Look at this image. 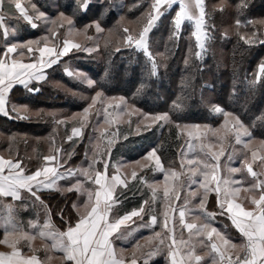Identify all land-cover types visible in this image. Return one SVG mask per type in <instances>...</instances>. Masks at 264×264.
Masks as SVG:
<instances>
[{"label":"snow or ice","instance_id":"snow-or-ice-1","mask_svg":"<svg viewBox=\"0 0 264 264\" xmlns=\"http://www.w3.org/2000/svg\"><path fill=\"white\" fill-rule=\"evenodd\" d=\"M7 2L19 13L17 19H22L32 28L38 27L36 21L43 20L48 25L47 32L50 33L40 39H30L23 43H7L5 50L0 54V115L9 119L25 120L33 116L44 118L43 110L30 112L27 106L10 105L8 94L16 84H22L30 92H39V88H29V84L32 81L45 80L44 69L58 63L61 57L67 56L73 49L86 51L89 54L99 52V44L82 46L75 39L83 36L86 40H92L89 29L94 28L99 34L107 33L103 37L105 50L114 49L119 52L121 47H128L142 52L147 60L146 71L149 76L158 75L159 68L156 57L151 51L149 33L155 27L156 21L174 4H178L179 7L172 18L173 31L170 39L179 40L185 21H188L193 28L191 36L195 39L197 49L192 53L190 48L189 52L198 60H203V54L208 51L210 42L215 39L213 35L215 24L211 22V13L206 11L205 0H151L149 10L139 27L127 26L124 23L125 17L120 16L116 27L111 29L102 27L99 20L85 24L83 28H76L73 16L77 11H86L91 0H78V9L74 10L73 16L60 12L56 19L48 18L34 4L22 5L20 0H7ZM4 3L5 0H0V30L7 40L9 28L4 24ZM225 6V0H221L213 11L223 12ZM247 6V0H241L237 5L239 15L233 25L234 34L238 41H243L248 47L257 43L264 44V32H259V29L254 32L242 31L247 29L248 25L264 26V20L239 18L243 15L242 10ZM61 29L65 31L61 33ZM12 35H15V29ZM221 36L228 38V29H224ZM61 37L62 44L58 45L54 42ZM26 52H38L39 57L35 62L25 63L23 58ZM185 64H189L187 58ZM76 76L83 78V82L90 87H95L98 83L84 73L78 72ZM262 76H264V63L259 65V71L251 83L253 85L259 83ZM86 99L89 102L83 111L70 117L60 119L54 112L47 113L57 125H64L66 121L75 122L71 128V135L66 137L67 141L82 135V129L87 126L94 108L98 113L101 111L104 113V124L109 126L113 121L109 119L112 114L108 109L114 111L118 109V115L132 114L127 111L132 106L124 96H107L103 90H98L95 95ZM211 110L223 116V124L220 127L212 128L206 124L183 126L176 124V128L180 130L177 134L178 138L186 135L188 149L191 151L198 148L201 153L199 157L189 158L186 152H182L179 169L165 168L156 148L151 149L142 158L144 161L154 162V170L163 173V180L149 183L140 177L139 182L147 185L151 196L149 199H144L139 207L123 214H120L118 206L123 203L119 197L124 193L118 192L117 189L128 188L129 180H136L138 172L133 169L121 177V168L126 166L108 163L115 140L107 139V144L101 151L100 139L105 138L103 132L94 146L95 150L92 152L88 166L66 168L64 172L59 171V167H63V164L58 161V155L63 151V147L55 146L54 141L50 147V154L44 155L43 163L31 172L22 166V159L13 156L10 147L7 158L0 155V197H11L12 201H19L20 204L18 206L12 203L3 204L7 214L0 215V229L3 230L0 245H3L7 251H0V264H47L52 256L46 255L45 260L41 261L36 255L41 249L32 247V242L37 239L42 241L46 253L52 251L62 253V256L58 257L62 264H138L140 259L143 260V264H149L150 260L164 252L165 248L168 264H208L209 260L210 264H264V179H254L250 184H246L244 177L235 178L236 174L244 170L253 178L264 175V171L258 174L253 167L259 159V167L264 169V141L260 142L259 149H254L251 146L254 139L251 128L254 124H246L238 114L225 111L219 105H212ZM133 111L139 112V109L133 107ZM141 115L143 120L139 123L173 122L166 112L141 113ZM257 119L264 120V114ZM150 126V124L146 125V127ZM110 135L115 137V133ZM9 140L15 142L16 134L9 137ZM234 145L241 147L237 149ZM217 146L219 150L214 151ZM226 149H231L228 160L239 156L242 167L221 165L220 160L225 155ZM52 162L57 163L52 164ZM98 163L103 167H95ZM134 163L140 171L148 167L141 161ZM110 167L115 169L111 174ZM61 180L67 183L61 185L59 184ZM193 185H196L194 189ZM185 190L186 194L182 198L181 193ZM44 191L59 192L61 195L75 192L78 197L86 198L72 201L71 207L75 211L73 217L70 213L66 215L63 208H58L54 213L41 197ZM212 192L216 194L219 212L207 209L208 197ZM241 193L245 194L243 200L247 201V204L237 202ZM197 198V203L193 204L192 201ZM158 200L162 204V210L159 212L155 209ZM27 201H30L33 207L38 206L43 209V222L39 213L35 219L27 221L26 227L18 218V210L27 211ZM177 202H181L179 206ZM54 214L60 217L63 230L53 223ZM225 214L243 237L242 243H233L227 232L213 226L215 217ZM144 215L149 216V221L142 226H155L159 223L161 231L147 237V243L144 245L134 243L131 255L126 257V250L117 248L116 241L127 240L136 230H129V222L136 223L133 218L139 217L142 220ZM177 228L180 229L179 236H177ZM185 231L188 233L187 237L184 236ZM166 241L170 243L166 244ZM24 244L27 245L31 255L22 253ZM198 248L204 250L202 254L197 251Z\"/></svg>","mask_w":264,"mask_h":264},{"label":"trees","instance_id":"trees-1","mask_svg":"<svg viewBox=\"0 0 264 264\" xmlns=\"http://www.w3.org/2000/svg\"><path fill=\"white\" fill-rule=\"evenodd\" d=\"M112 2L113 0H92L86 11H77L73 16L78 4L74 0H62L60 12L73 16L78 29L94 20H99L102 27L111 29L116 27L120 16H124L125 21L129 22L144 18L151 0H124L120 9ZM225 2V9L220 12L213 9L221 0H205L206 11L211 13V22L215 24V39L203 54V60L196 59L189 52L190 48L192 53L197 51L195 39L191 36L193 28L189 22L184 24L179 40L170 39L173 31L172 18L177 11L173 7L156 21L149 33L151 51L159 65L158 75L149 76L146 57L134 48L121 47L119 52L114 49L105 50L103 37L107 33H103L99 39V52L88 54L72 51L48 70L43 83L30 87L39 88V92L31 93L26 88L14 87L10 100L26 104L30 111L43 110L44 118L33 116L31 119L20 120L0 116V153L8 157L11 147L13 156L22 159V166L31 172L43 163L44 155L50 154L54 141L55 146L63 147L62 163L66 168L78 167L90 151L89 137L85 135L81 140L67 141L72 124L57 125L47 112H54L59 117L58 112L67 115L83 111L89 102L86 98L97 90H103L109 96H124L129 103L148 114L166 112L173 121L164 126L160 122L151 128L143 127L139 133L134 124L119 126L118 141L111 148L110 163L120 158L134 161L154 146L157 147L164 166L172 167L177 163L184 145L182 135L178 138L179 129L176 124L216 125L223 116L216 115L211 110L212 105H219L225 111L238 114L248 125L254 124L251 128L253 137L264 141V120L257 119L264 114V76L259 83H251L259 71V65L264 63V44L257 43L248 47L243 41H238L233 25L239 15L237 5L241 0ZM247 4V8L242 10L243 15L239 16L241 20H264V0H247ZM48 9L51 8L48 6ZM9 13L13 15L14 11ZM55 14L53 12L51 15ZM20 29L23 30L22 40L38 39L44 34H50L45 33L47 28L39 27L34 31L27 27ZM224 29H228V38L221 36ZM258 29L259 32H264V26L259 24L256 27L248 25L242 31L254 32ZM93 31L94 28L89 29V35L93 36ZM62 41L61 38L58 43ZM3 50L0 32V54ZM186 58L189 60L188 65L185 64ZM67 69L71 72H83L98 83L95 87L88 88L76 81L74 76L67 74ZM86 130H91L90 124ZM13 134L17 136L15 142L9 140ZM140 176L119 197L123 202L118 207L120 214L139 207L144 199L149 198L148 191L139 182ZM42 198L54 213L58 208H63L66 215L70 213L75 217L71 204L78 199L77 193L61 195L59 192H46L42 194ZM52 218L55 225L63 230L60 217L54 214ZM149 264L160 263L154 261Z\"/></svg>","mask_w":264,"mask_h":264},{"label":"crops","instance_id":"crops-1","mask_svg":"<svg viewBox=\"0 0 264 264\" xmlns=\"http://www.w3.org/2000/svg\"><path fill=\"white\" fill-rule=\"evenodd\" d=\"M91 2H92V0H91ZM90 2V3H91ZM20 3L22 4V5H29V4H34V5H36V7H41L40 9H42V10H40L39 8H37V9H39V11H42V12H44L45 13V11H44V8H46V9H48V6L50 7V5H51V0H20ZM51 8V7H50ZM14 11V14L12 15L11 13H9L10 11ZM29 11H31L30 9H29ZM3 12H4V16H5V18H4V24L5 25H7L8 26V28H9V37H8V39L7 40H5L4 39V37H3V32H2V30H0V32H1V36H2V42H6V44H7V42L8 43H23V42H25V41H27V40H30V39H24V40H22V39H18V37L21 35V33L23 32V30L21 31V29H20V27H27L29 30H31V31H34V30H37L39 27H40V24H42V22H38V21H36V23L38 24V27L37 28H32L31 27V25H29L27 22H25V21H23L22 19H17L16 17H18L19 16V13L17 12V10L14 8V6H9V4H8V2H7V0H5V3H4V7H3ZM52 17V16H51ZM11 18H14L16 21H14V20H11ZM22 22V23H21ZM17 28V29H16ZM13 29H15V35H12V31H13ZM16 33H17V35H18V37H16L17 35H16ZM16 38V41H8V40H10L9 38ZM18 39V40H17ZM36 39V38H35ZM60 44H62V42L60 43ZM4 50H5V46H4ZM3 50V51H4ZM74 50V49H73ZM72 50V51H73ZM72 51H70L69 52V54L72 52ZM68 54V55H69ZM39 57V53L38 52H33V53H27L26 52V54H25V56H24V58H23V62H25V63H31V62H35L36 61V59ZM64 57H66V56H64ZM64 57H61L60 58V60L62 59V58H64ZM59 60V61H60ZM57 64V63H56ZM55 65V64H54ZM54 65H52V67L54 66ZM52 67H50V68H52ZM50 68H45L44 69V72H45V75H46V78H47V73H48V70L50 69ZM65 72L67 73V74H69V73H71V75L73 76V73L69 70V69H67V70H65ZM70 75V74H69ZM46 80V79H45ZM44 82V80L43 81H39V82H37V81H32L30 84H29V88L33 85V84H41V83H43ZM16 86H19V87H22V88H25L22 84H16L14 87H16ZM13 87V88H14ZM28 90V89H27ZM12 91V90H11ZM30 92V91H29ZM31 93H34V92H31ZM36 93V92H35ZM10 94H11V92L8 94V96H9V101H10V105L11 104H15V105H17V106H27L26 104H24V103H19V102H12L11 100H10ZM0 116H3V115H0ZM4 117V116H3ZM85 129V130H84ZM84 129H82V135L79 137V138H81L83 135L85 136V135H87V137H90L91 136V130L90 131H88V130H86V128H84ZM75 139H79V138H77V137H74ZM73 138V139H74ZM0 155H3L2 153H0ZM4 156V155H3ZM6 157V156H5ZM7 158V157H6ZM250 158V157H249ZM58 161L60 162V163H62V153H60L59 155H58ZM57 162H52V164H56ZM108 163H110L109 162V158H108ZM162 163V162H161ZM63 164V167H59V171L60 172H64V170L66 169V165L64 164V163H62ZM163 164V163H162ZM259 164H260V161H259V159H257V161H256V163L255 164H253V167H254V170L255 171H257V173L259 174V173H261L262 171H264V169H261L260 167H259ZM121 165V164H120ZM164 165V164H163ZM239 165V164H238ZM238 165H230V163H228V166H230V167H242V165L240 164L239 166ZM79 167V166H78ZM78 167H76V168H78ZM71 168H73V167H71ZM76 168H73V169H76ZM110 170V169H109ZM115 171V169L113 168V172ZM112 172V173H113ZM110 173V172H109ZM111 174V173H110ZM140 174V173H139ZM138 174V175H139ZM120 175H121V177H123L124 176V173H123V170H122V168H121V171H120ZM143 176V175H142ZM241 177H244V179H245V183L246 184H250L251 182H253L254 181V179H264V175H258V177H256V178H253V177H251V176H248L247 175V173H246V170H244V171H242V173H239V174H236V176H235V178H241ZM81 179H83V178H81ZM145 181H147V182H149V183H151V182H155V181H162L163 180V174H162V176L161 177H158V178H154V177H147V178H145L144 179ZM135 180H129V184H128V187H129V185L131 184V183H133ZM67 182L66 181H63V180H61V181H59V184H61V185H65ZM86 187L88 186V185H85ZM142 186H143V188L144 189H146V191H148V193H149V198H150V196H151V193H150V190H149V188L147 187V185L145 184V183H142ZM193 187V189L195 188V185H193L192 186ZM125 190H128V188H126V189H123V188H118L117 189V191L118 192H120V191H125ZM46 192H48V191H44V192H42L41 193V197H42V194L43 193H46ZM162 194V193H161ZM186 194V190H185V192H182L181 193V197L183 198V196ZM244 197V196H243ZM243 197H241L240 196V199H238L237 200V202H241V203H244V204H247V201H244L243 200ZM86 197H82V196H80V197H78V199L79 200H83V199H85ZM148 198V199H149ZM43 199V198H42ZM197 201H198V198L196 199V200H193L192 201V203L193 204H195V203H197ZM182 202V201H181ZM181 202H177V206H179V204L181 203ZM5 203H12V204H14V205H16V206H18L19 204H20V202L19 201H12L11 200V197H8V198H2V197H0V215H6L7 214V209H5V208H3V204H5ZM27 203V205H28V207H27V211H24V210H18V218L21 220V221H23L24 222V224H25V227H26V225H27V221L29 220V219H35L36 217H37V213H39V215H40V217H41V222H43V209H41V208H39L38 206L37 207H33L32 206V204H31V202L30 201H27L26 202ZM48 205V204H47ZM120 206V205H119ZM118 206V207H119ZM49 207V206H48ZM155 209L157 210V212H159V211H161L162 210V204H161V202L158 200L157 202H156V204H155ZM207 209L209 210V211H215V212H219L220 211V209L217 207V205H216V194L214 193V192H212V193H210L209 194V197H208V201H207ZM53 219V218H52ZM135 221H136V223H132V222H129V225H128V228H129V230H131V229H136L135 231H133L132 232V235L131 236H129L128 238H127V240H117L116 241V247L117 248H123V249H125L126 251H125V254H126V252H130L128 255H125L126 257H128V256H130L131 255V249H132V247H133V244L134 243H136V242H138V243H140L141 245H144V244H146L147 243V241H146V238L147 237H149V236H152L153 234H154V232H158V231H161V227H160V224L158 223L157 225H155V226H149V227H144V226H142V225H144V224H147L148 223V221H149V216H147V215H144L143 216V219L141 220L139 217H135V218H133ZM53 223H54V220H53ZM55 224V223H54ZM213 226H215V227H217L218 229H220L221 231H224V232H227L230 236H231V238H232V242L233 243H236V244H240V243H242L243 242V237H241V235H240V233L235 229V227L232 225V223H231V220H229L228 218H227V214H225V215H223V216H220V215H218V216H216L215 217V219H214V221H213ZM2 235H3V230L2 229H0V238H2ZM180 235V229L179 228H177V236H179ZM187 235H188V233H187V231H185L184 232V236L185 237H187ZM47 243H51V241H47ZM167 243H170V241H166V244ZM0 251H7V249H5L4 247H2V248H0ZM145 251H147V249H145ZM197 251L198 252H200L201 254L203 253V249H200V248H198L197 249ZM22 253L24 254V255H31L32 253L29 251V249H28V247H27V245L25 244L24 246H23V248H22ZM36 255L41 259V261H44L45 260V257H46V255H49V256H52V259H56L57 261L56 262H48L47 261V264H62V262H61V260L60 259H58V257H60V256H62V253H59V252H55V251H52V252H48V253H46L45 251H43L42 253L40 252V253H36ZM154 261H158L160 264H168V260H167V257H166V248H165V250H164V252H161L160 254H157L156 256H154L151 260H150V262L149 263H151V262H154ZM140 262H142L143 263V260L142 259H140V260H138V264L140 263ZM208 264H210V260H209V262H208Z\"/></svg>","mask_w":264,"mask_h":264},{"label":"rangeland","instance_id":"rangeland-1","mask_svg":"<svg viewBox=\"0 0 264 264\" xmlns=\"http://www.w3.org/2000/svg\"><path fill=\"white\" fill-rule=\"evenodd\" d=\"M29 1V0H28ZM93 1H99V0H93ZM74 2L76 3V4H78V0H74ZM123 2H124V0H117V1H115V0H113V2L112 3H114V5H115V7L116 8H118L119 7V9H120V7L123 5ZM117 3V4H116ZM62 5V0H51V5H50V7H51V9L49 10V9H46V8H44V11H45V14H46V16L48 17V18H50V19H56L57 17H58V15H59V13H60V9L62 8V7H60ZM173 7H176L177 8V10H178V4H174L173 6H172V8ZM37 8H41V7H37ZM38 9V10H39ZM40 10H42V9H40ZM117 11H118V9H116ZM170 10V9H169ZM168 10V11H169ZM43 11V10H42ZM31 12V11H30ZM53 12H56V14H55V16H52L51 14L53 13ZM67 15V14H66ZM52 16V17H51ZM69 16V15H68ZM11 20H14V21H16L14 18H11ZM38 22H42V24H40V28H48V25L47 24H45L44 23V21L43 20H39ZM124 23L127 25V26H129V27H133V28H135V27H139L142 23H143V18H141L140 20H137V21H135V22H132V21H124ZM185 23H188V21H185ZM65 28H67V25L65 26ZM17 29V28H16ZM65 31V29H61V33H63ZM94 33V35L92 36L93 37V39L92 40H86L83 36H80V37H76L75 39L78 41V42H80L81 44H82V46H93V44H101L99 41V39H100V36H101V34H99V33H96L95 32V30L93 31ZM12 33V32H11ZM45 33H48V32H45ZM16 35H17V33H16ZM50 35V34H49ZM44 36H45V34H44ZM16 37H18V35L16 36ZM62 38V37H61ZM61 38H59V39H61ZM10 40H8V41H16V38L14 37V38H9ZM18 39L20 40L21 39V35L18 37ZM17 39V40H18ZM38 39H40V38H38ZM59 39H56L54 42L55 43H57L58 45H59V43H58V40ZM102 40V39H101ZM26 42V41H25ZM63 42V41H62ZM8 43V42H7ZM51 43V42H50ZM5 44H6V42H3V46H5ZM73 51H78V50H76V49H74ZM79 52H85V53H88V52H86V51H79ZM94 53V52H93ZM89 54V53H88ZM73 72V76H74V78H75V80L76 81H80L81 83H83L85 86H87L88 88L90 87L86 82H83V78H77V76H76V73H78V72H75V71H72ZM81 73H83V72H81ZM85 74V73H84ZM87 75V74H86ZM87 77L88 78H90L88 75H87ZM91 79V78H90ZM87 88V89H88ZM98 91V90H97ZM93 95H95V93L93 94ZM92 95V96H93ZM106 95V94H105ZM107 96H109V95H107ZM128 104L130 105V106H132V107H129L128 109H127V111H129V112H131L132 114L130 115V116H124V115H118V112H119V110L117 109V110H113V109H108V112L109 113H111L112 115L109 117V119H111L112 121H113V123L109 126V125H105L104 124V120H105V115H104V113L101 111V112H97V110L94 108V109H92V111H91V113H90V116H89V121L87 122V125H89L90 124V126H91V136L89 137V146H88V148L90 149V151H89V149H88V151L89 152H87V156H86V159L79 165V167L78 168H82V167H87L88 166V164L91 162V156H92V152L95 150V145L97 144V140H98V138H100V134H101V132H103L104 133V137L105 138H103V139H100V144H101V151H103L104 150V148H103V146L104 145H106L107 144V139H114L115 140V143L118 141V132H117V130H118V127L119 126H121V125H132V124H134V126H135V130H136V132L137 133H139V132H141L142 131V129H143V127H146V125H151L150 127H147V128H151V127H153V126H155L157 123H152L151 121H144L143 123H139L140 121H142L143 120V117H142V115H141V113H145L144 111H142L141 109H139L138 107H136L135 105H133V104H131V103H129L128 102ZM133 107L135 108V109H139V112H136V111H133ZM30 112H37V111H30ZM80 112H82V111H76V112H72V113H68L67 115H65V114H62V113H60V112H58V115H59V118L60 119H64V118H66V117H70V116H72V115H74V114H76V113H80ZM48 113V112H47ZM215 113V112H214ZM216 115H217V113H215ZM75 122H73V121H66V123L64 124V125H69V124H72V126H73V124H74ZM138 123H139V130H138ZM162 124H163V126L164 125H167V124H164L163 122H162ZM169 124H171V123H169ZM223 124V118H222V120H220L216 125L214 124H206V125H209L210 127H212V128H217V127H220L221 125ZM175 125V124H174ZM183 125H185V124H182L181 126H183ZM189 125V124H188ZM200 125H205V124H200ZM72 126H71V128H72ZM87 127V126H86ZM86 127H84V128H86ZM71 128H70V135H71ZM83 128V129H84ZM95 129V130H94ZM85 130V129H84ZM180 131V130H179ZM111 133H115V137H113V136H111L110 134ZM84 137V135L81 137V138H79V140H81L82 138ZM182 138H183V141H184V145H183V147H182V149H181V151H180V155H179V159H178V161H177V163H175L174 165H172V167H175V168H177V169H179V164H180V160H181V153L182 152H186L187 153V155H188V157L189 158H196V157H199L200 155H201V153L199 152V149L198 148H196V149H193V150H189L188 149V147H187V142H188V137L186 136V135H182ZM75 139V138H74ZM245 139H248L247 137H245ZM261 141H263V140H260V139H258V138H254L253 139V143H252V147L254 148V149H259V145H260V142ZM114 143V144H115ZM193 143H196V142H193ZM234 143V142H233ZM113 147V146H112ZM111 147V148H112ZM234 147L235 148H237V149H239L241 146L240 145H234ZM153 148H156L157 149V147H154V146H151L150 147V149L148 150V152L151 150V149H153ZM214 151H218L219 150V146H217V147H215L214 149H213ZM147 152V153H148ZM231 152V149H226V151H225V155L224 156H222L221 157V160H220V163H221V165L222 166H224V165H227L228 166V163H230V165L232 164H234V165H242V163H241V160H240V158H239V156H237V157H235L233 160H228V155H229V153ZM147 153H145V154H143V155H141V156H138V158H136V160H134V161H131V160H127V159H123V158H120V159H118V160H115V161H113L112 163H109L110 165H116V164H121V165H125L126 167H123L122 168V170H123V173H124V175L126 174V173H130L133 169H136L137 170V172H138V174L139 175H141L140 177H143V179H145V178H147L148 176L149 177H154V178H158V177H161L162 176V174L163 173H161V172H159V171H155L154 169H155V164H154V162L153 161H144L142 158L144 157V156H146L147 155ZM157 154H158V151H157ZM159 155V154H158ZM136 161H141V163L142 164H147L148 165V167H145L144 169H143V171H140L139 170V168H138V166L134 163V162H136ZM238 165V166H239ZM95 167H97V168H102L103 167V165L102 164H96L95 165ZM165 168H168V167H165ZM110 170H109V172L110 173H112L113 172V168L112 167H110L109 168ZM143 175V176H142ZM195 187H196V185H195ZM240 196L241 197H243V196H245V194L244 193H241L240 194ZM25 245V244H24ZM2 247H4L3 245H0V248H2ZM32 247H34V248H39V249H41L39 252H37V253H42L44 250H43V247H42V241L41 240H39V239H37L36 241H34V242H32ZM5 248V247H4ZM23 248V247H22ZM6 249V248H5ZM130 252H126V254L125 255H128ZM57 260L56 259H51V260H49L48 262H56Z\"/></svg>","mask_w":264,"mask_h":264}]
</instances>
